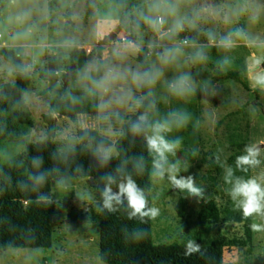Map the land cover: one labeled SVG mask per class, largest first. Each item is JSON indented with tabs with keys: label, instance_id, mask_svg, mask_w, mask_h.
Returning a JSON list of instances; mask_svg holds the SVG:
<instances>
[{
	"label": "rangeland",
	"instance_id": "1",
	"mask_svg": "<svg viewBox=\"0 0 264 264\" xmlns=\"http://www.w3.org/2000/svg\"><path fill=\"white\" fill-rule=\"evenodd\" d=\"M141 2L0 0V50L21 48L23 51V65L32 80L25 99L34 122V128L26 137L18 141L0 140V186L1 169L12 158L24 153L29 145L47 139L60 155L82 146L97 157V147L79 137L80 131L92 130L111 142L112 157L117 155L114 145L125 120L118 122L113 116L110 121H103L99 119L100 113L94 117L79 116L75 121L54 116L50 129L43 116L47 113L48 98H54L56 91L63 88L62 81L74 64L75 53L83 51L90 55L93 50L100 49L102 56L110 55L112 42L104 46L100 42L115 30H119L118 37L137 39L130 27L135 18L129 13ZM109 12L118 22L103 39L94 38L92 33L98 21ZM22 13L29 14L23 21L19 19ZM181 14L199 17L194 28L186 25L175 38H188L195 42V47L184 46L185 55L178 62L163 67V76L153 90L156 108L152 119L172 121V130L166 138L178 139L180 145L175 156L169 155V161L177 164L179 175L194 177L197 185L205 190L204 199L214 201L220 217L218 222L202 225L199 214L204 199L174 191L166 178L160 181L152 177V200L160 209V214L152 220L153 243L156 246L183 244L192 239L208 244L221 239L228 245L224 264H264V231L251 230V239H248L246 222L237 221V215L241 213L233 209L225 194L220 166L221 163L229 165L240 146L264 141V89L254 86L251 79L257 71L264 70V0H186ZM69 19L71 25L66 32ZM29 29L28 36L17 37L18 33ZM141 32L143 49H148L149 42L156 40L155 34L143 24ZM237 32L241 35H236ZM208 33L213 35L214 42H209ZM225 37L233 41L229 48L219 43ZM172 43L169 40L158 42L150 61L156 63L157 53ZM197 48L204 53L202 61L193 58ZM256 58H261L262 63L254 67ZM96 61L97 58H93L88 66ZM136 61L137 57L130 58L129 63L135 66ZM41 71L54 72L60 80H42ZM80 71H74L68 89H83L85 82L78 79ZM218 72L244 77L249 90L234 80L218 81ZM184 73L191 77L194 90L183 97L173 96L167 85ZM15 80L14 67L0 57V91ZM118 111L120 117L125 118L135 114L123 109ZM180 120L183 123L178 125ZM259 146L264 150V144ZM52 193L56 213L53 248L50 251L8 249L0 252V264H103L95 184L88 179L55 180ZM253 222L261 221L252 217Z\"/></svg>",
	"mask_w": 264,
	"mask_h": 264
},
{
	"label": "trees",
	"instance_id": "2",
	"mask_svg": "<svg viewBox=\"0 0 264 264\" xmlns=\"http://www.w3.org/2000/svg\"><path fill=\"white\" fill-rule=\"evenodd\" d=\"M69 17H71L69 13ZM71 20L65 26L69 31ZM143 28V27H142ZM183 35V34H180ZM22 49H1L0 57L15 69L14 84H6L0 91V140L18 141L26 137L30 129L34 128L32 114L28 108L25 96L31 85V77L23 65ZM148 54L144 48L137 60H143ZM102 58V51L93 50L90 55L79 51L74 54L76 70H82L89 62ZM42 80L58 82L60 78L54 72H40ZM217 80H234L249 90L244 77L235 73L223 74L218 72ZM55 91V90H53ZM71 97H77L73 102ZM98 98L87 96L83 89L62 88L56 91V96L49 97L46 104L47 113L44 122L52 129L54 116L75 121L79 116L94 117L98 115ZM140 111H143L141 109ZM139 112L125 118L122 132L114 147L117 155L101 166L97 157L82 146H77L60 155L47 139L28 146L24 153L12 158L1 169L0 186V252L8 249H42L50 251L53 248V231L56 223V213L53 204V182L55 180H94L96 199L98 201L97 222L100 229V259L103 264H224V252L228 246L224 240H215L208 244H201V253L185 256V243L156 246L153 243L152 220L141 224L138 220H129L127 204L116 206L117 211L109 212L102 209V192L106 176H113L117 184L126 175L143 188L152 200V156L148 153L143 135H133L130 124L134 122ZM50 135V131H49ZM79 137L94 146L113 144L102 138L98 132L83 130ZM247 145V144H245ZM229 160V165L235 167V158L243 154L244 146ZM143 157L144 170L137 171L136 162ZM34 161H39L35 166ZM214 166V165H213ZM217 170L221 167L214 166ZM122 169L118 174L117 170ZM43 174L45 179L40 185L35 184L34 176ZM237 171L236 175H249ZM117 184L112 185L114 192L118 191ZM44 197V199H41ZM220 212L211 199H204V205L199 214L202 225L208 222H218ZM238 222H246L247 237L251 239V218L245 220L241 214L237 215ZM134 229H144L142 239L134 240L130 234ZM198 243V242H197Z\"/></svg>",
	"mask_w": 264,
	"mask_h": 264
},
{
	"label": "clouds",
	"instance_id": "3",
	"mask_svg": "<svg viewBox=\"0 0 264 264\" xmlns=\"http://www.w3.org/2000/svg\"><path fill=\"white\" fill-rule=\"evenodd\" d=\"M186 0H142L135 6L130 15L135 18L131 31L137 35V39L118 37L112 42L110 55L102 56L91 66H86L78 74V79L84 81L83 91L92 98H98L97 104L99 119L110 121L115 116L118 122H123L120 117L119 109L126 112L137 113L136 120L131 122L130 131L133 135H143L146 142L148 153L152 156L151 176L163 181L165 178L169 184L182 193H187L189 197L204 199V188L198 186L194 177L179 175V168L176 163L169 161V155L175 156L180 145V141L169 140L166 134L172 130L170 119H152L155 111L156 102L154 98L155 86L163 76V67L178 62L184 56V46L195 47V42L188 38L176 40L179 33L185 30L187 25L194 28L199 17H189L181 14V7ZM206 11V10H205ZM28 13H22L21 21L28 18ZM117 19L109 12L104 18L98 21L92 35L96 39H103L113 30ZM141 24L146 25L156 37L155 41L149 42L148 54L143 60H137L135 66L129 63L130 58L139 57L143 53V40ZM31 32L18 33L17 37L28 36ZM231 35V34H230ZM236 35H241L239 32ZM165 40L173 41L171 46H164L156 55V63L150 61V55L158 42ZM210 43L215 41L211 33H208ZM223 47L229 48L233 41L229 37L219 42ZM194 59L204 60L205 56L200 48H197L193 56ZM227 61H225L226 63ZM261 58L254 59L253 66H259ZM160 65V67L157 66ZM253 85L264 89V70L257 71L251 77ZM169 92L176 97H183L192 92L193 85L189 74L184 73L173 78L168 83ZM139 93V95H137ZM73 102L77 97H71ZM143 109V111H140ZM183 120L178 121V125ZM259 143H250L244 146L243 154L236 156L235 167L226 163H221L223 168V182L226 185L224 191L230 198L233 209L239 211L243 219L247 220L257 217L260 223L253 222L249 225L253 232L264 231V150ZM113 154V148L98 145L96 156L101 166L106 164ZM219 160V157H217ZM35 166H39V161H34ZM144 159L141 157L136 162L137 171L144 170ZM260 171L257 172L256 170ZM122 169H118L119 174ZM253 173L251 175H236V172ZM31 179L35 184L40 185L44 182V175L34 176ZM106 184L102 192V209L109 212L117 211L119 205L127 204V216L129 220H138L141 224L155 219L160 214V209L154 204L149 203L146 192L131 175H126L117 184V179L113 176L105 177ZM117 184L118 191L114 192L112 185ZM44 199V197H41ZM132 239L139 240L145 235L144 229H134L130 234ZM201 253V245L195 240L189 239L185 243V256Z\"/></svg>",
	"mask_w": 264,
	"mask_h": 264
},
{
	"label": "water",
	"instance_id": "4",
	"mask_svg": "<svg viewBox=\"0 0 264 264\" xmlns=\"http://www.w3.org/2000/svg\"><path fill=\"white\" fill-rule=\"evenodd\" d=\"M118 33L119 30H115V32L109 34L108 36H106L101 42L100 45L104 46L109 42H113L117 37H118ZM76 70V65L73 64V66L69 69L68 74L65 76V78L63 79V87L67 88L68 87V83L69 81L72 79L74 71ZM60 118H62L61 116H59ZM91 183H94L93 179H90ZM178 189H175L174 191H177Z\"/></svg>",
	"mask_w": 264,
	"mask_h": 264
}]
</instances>
